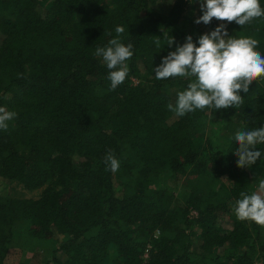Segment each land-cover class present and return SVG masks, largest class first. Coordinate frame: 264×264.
I'll return each mask as SVG.
<instances>
[{"label": "trees", "instance_id": "trees-1", "mask_svg": "<svg viewBox=\"0 0 264 264\" xmlns=\"http://www.w3.org/2000/svg\"><path fill=\"white\" fill-rule=\"evenodd\" d=\"M158 1L0 0V107L17 114L0 130V178L15 185L0 191V264L13 249L19 264L28 250L43 264H264V227L234 211L264 179V144L250 168L234 155L237 130L264 125V81L240 93V108L178 117L167 105L195 78L153 72L186 36L196 43L221 23L264 56V19L196 24L199 0L166 12ZM117 26L134 54L110 91L95 50Z\"/></svg>", "mask_w": 264, "mask_h": 264}, {"label": "clouds", "instance_id": "clouds-1", "mask_svg": "<svg viewBox=\"0 0 264 264\" xmlns=\"http://www.w3.org/2000/svg\"><path fill=\"white\" fill-rule=\"evenodd\" d=\"M192 3L193 0H188ZM202 15L194 23L208 25L213 18L218 21L235 22L241 28L256 19H264V8L259 0H199ZM116 37L108 41L105 47H97L95 55L101 57L110 70L109 90H115L128 76L129 61L133 54V44L121 42L125 33L123 26L115 29ZM154 43L159 48L160 39ZM174 38L169 36L166 44L171 47ZM198 44V46H197ZM259 42L251 37L234 38L229 36L225 23L219 24L209 33L198 37L196 43L192 36L185 37L182 45H177L162 57L159 66L153 68L155 78H190L195 80L188 84L184 91L177 93L175 105L169 103L167 108L178 117L205 108L213 110L237 109L243 105L240 93H248L253 83L264 81V56L256 50ZM15 112L0 107V130L8 129V122L16 117ZM234 139L238 148L234 155L238 157L239 168H250L262 153L258 144H264V125L252 130H237ZM107 168L116 172L120 167L119 160L111 150L103 161ZM242 199L236 201L234 211L241 221H253L264 227V179H261L258 192L251 195L240 193Z\"/></svg>", "mask_w": 264, "mask_h": 264}, {"label": "rangeland", "instance_id": "rangeland-1", "mask_svg": "<svg viewBox=\"0 0 264 264\" xmlns=\"http://www.w3.org/2000/svg\"><path fill=\"white\" fill-rule=\"evenodd\" d=\"M173 1L174 0H159L158 1L159 10H161L163 12L168 11L169 8L171 7ZM39 13H40V15H43L44 14V9L43 8H39ZM192 18H194L196 20L197 18H199V16H198V14L196 12H194V15H193ZM200 24H202V23H200ZM200 28H201V25H200ZM201 29H203V28H201ZM2 40H3V36L0 34V44H1ZM189 181H192V178H190ZM196 183L197 182H192V184H196ZM253 183H256L255 180L253 181ZM199 184L201 186L203 184V182L202 183L201 182H198L197 185H199ZM14 186H9L8 185V182L6 180H3V179L0 178V191L3 188H7L6 191L10 192V187H14ZM18 189H19V187H16V190L17 191H18ZM11 191L13 192V190H11ZM16 195H17V192H16ZM32 196H36V195L33 194ZM220 224L224 228H229V226H230L227 218H223V220L221 221ZM20 256H21V251L20 250H18V249L11 250L8 253L7 257H6L5 264H19ZM26 256H27V258H30L31 259L30 264H43V262L45 261V255H44L43 251H35L34 252V251L28 250Z\"/></svg>", "mask_w": 264, "mask_h": 264}]
</instances>
